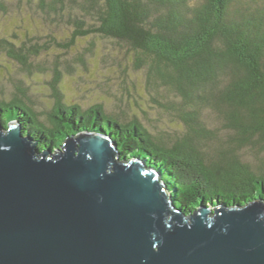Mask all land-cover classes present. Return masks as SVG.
Masks as SVG:
<instances>
[{
	"label": "trees",
	"instance_id": "16d2710c",
	"mask_svg": "<svg viewBox=\"0 0 264 264\" xmlns=\"http://www.w3.org/2000/svg\"><path fill=\"white\" fill-rule=\"evenodd\" d=\"M35 22L68 39L38 34ZM96 37L124 50L113 62L140 77L146 110L125 77L120 96L105 91L110 110L64 98L59 67L86 69ZM79 38L89 44L71 51ZM53 45L48 105L25 77L44 71L40 56ZM2 62L16 68L0 72V125L17 121L40 148L105 133L121 157L155 167L186 214L264 200V0H0Z\"/></svg>",
	"mask_w": 264,
	"mask_h": 264
},
{
	"label": "water",
	"instance_id": "95a60500",
	"mask_svg": "<svg viewBox=\"0 0 264 264\" xmlns=\"http://www.w3.org/2000/svg\"><path fill=\"white\" fill-rule=\"evenodd\" d=\"M0 264H264V200L176 207L105 133L40 148L0 125Z\"/></svg>",
	"mask_w": 264,
	"mask_h": 264
},
{
	"label": "rangeland",
	"instance_id": "374dc122",
	"mask_svg": "<svg viewBox=\"0 0 264 264\" xmlns=\"http://www.w3.org/2000/svg\"><path fill=\"white\" fill-rule=\"evenodd\" d=\"M26 24L27 23H25V25ZM38 25H40L38 27V34L51 32L53 35L62 38L61 40L68 39V37H66L68 33H66V30L62 27L61 29H56L35 22V26L37 27ZM41 40V43H45L47 36H43ZM106 41L101 40L99 37L94 39L93 44L95 45V51L97 50L96 56L88 58V65L86 69L78 67L74 70H71L69 73L64 67H59L61 77L59 79L58 85L65 96L64 98L69 102H78L84 107L92 104L93 102L102 101L105 104L107 110H110L112 109L113 105L112 98L106 97L107 93L105 91L108 90L111 93H115L120 96V79L125 77L131 94L135 97L137 103H139L141 107L146 110L147 102L144 96L146 92L143 89L142 82L140 83V77L134 74L132 67H129L128 71L125 69V72H123L125 75L120 74L123 66L118 68L116 62H113V60L115 59L114 56H122L124 50L118 51L116 46ZM87 44L89 43L86 39L79 38L71 47V51L72 49L82 50V47L87 46ZM55 48L56 47L53 45V47L48 50L50 53L46 51L40 56L39 60L42 61L43 64L45 62L44 65H46L45 69H43L44 71H41V69H34L30 75L26 74L25 77L27 83H30L38 94L44 96L45 102L48 105L52 103V97L50 94L53 93L51 83L52 79H54V73L51 69L52 66L48 62L53 61L54 57L52 54L56 52ZM101 52L104 54L108 53L107 56L103 58L104 60H102L101 56H99V53ZM4 64L6 68L0 69V72L8 73V71H14L16 68V65H13L12 63L7 62ZM48 64L49 66H47ZM117 77L119 79H117ZM133 85L136 88L138 87L137 90L133 89ZM131 105L133 104L131 103ZM148 113L150 115L153 113L152 109L149 107ZM151 117L154 116L152 115ZM198 206L196 208H198Z\"/></svg>",
	"mask_w": 264,
	"mask_h": 264
}]
</instances>
